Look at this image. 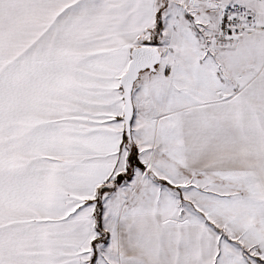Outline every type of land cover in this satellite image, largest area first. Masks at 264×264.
Here are the masks:
<instances>
[{
    "label": "snow or ice",
    "instance_id": "obj_1",
    "mask_svg": "<svg viewBox=\"0 0 264 264\" xmlns=\"http://www.w3.org/2000/svg\"><path fill=\"white\" fill-rule=\"evenodd\" d=\"M0 264H264V0H0Z\"/></svg>",
    "mask_w": 264,
    "mask_h": 264
}]
</instances>
